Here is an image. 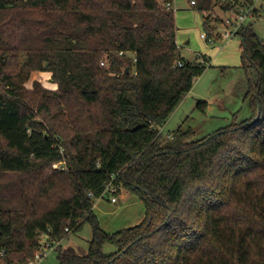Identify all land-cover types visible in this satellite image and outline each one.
Returning a JSON list of instances; mask_svg holds the SVG:
<instances>
[{"label":"trees","instance_id":"16d2710c","mask_svg":"<svg viewBox=\"0 0 264 264\" xmlns=\"http://www.w3.org/2000/svg\"><path fill=\"white\" fill-rule=\"evenodd\" d=\"M172 1L0 0V262L26 264L40 232L64 242L88 223L87 248L58 245L60 264H264V40L251 23L237 32L250 117L163 141L206 68L179 53ZM194 2L210 38L213 0ZM240 4L253 0L219 7ZM35 71L55 87H29ZM111 179L144 217L108 233L93 206Z\"/></svg>","mask_w":264,"mask_h":264},{"label":"rangeland","instance_id":"374dc122","mask_svg":"<svg viewBox=\"0 0 264 264\" xmlns=\"http://www.w3.org/2000/svg\"><path fill=\"white\" fill-rule=\"evenodd\" d=\"M222 1L213 0L215 6L210 28L213 25V37L215 36L217 40L210 41L201 36L208 34L204 27L203 14L190 5V0H173L179 53L187 60L206 58L204 60L207 61V65L204 72L194 80L191 90L161 126L163 141L172 139L178 131L188 130L193 132V140H197L234 121L250 117L248 101L244 98L246 76L241 68L240 37L221 39L223 30L221 22L228 16V13L219 7ZM255 7L257 15L249 17L247 23H251L257 36L264 40V0L257 1ZM128 57L132 58L133 55L130 53ZM33 80L40 81L48 89L55 87L47 72H33L27 83L29 87ZM110 198V194H105L93 206V212L105 232L112 233L133 226L144 217V206L134 194L122 189L116 195V203H112ZM91 236L89 224L84 223L80 230L70 233L62 246L74 250L86 249ZM103 250L109 254L115 251V247L105 245ZM37 264H60L57 251L50 252Z\"/></svg>","mask_w":264,"mask_h":264},{"label":"built area","instance_id":"2783aa9c","mask_svg":"<svg viewBox=\"0 0 264 264\" xmlns=\"http://www.w3.org/2000/svg\"><path fill=\"white\" fill-rule=\"evenodd\" d=\"M163 1V0H160ZM257 1H261V0H253V4L251 5H243L240 4L239 6V12L234 15V16H226L223 21H222V25H223V30L221 33V39H230L232 37H236L237 32L239 31V29L245 25L248 24L247 20L249 17H253L255 16V3ZM195 2L194 0H190V5H193ZM164 6L166 7V9H173V1L172 2H165ZM203 38H206L207 40L213 41V40H217L215 38V36L213 37V34L210 38H208V36L206 34H202L201 35ZM120 54H122V52H120ZM133 55V54H132ZM198 61L202 64H206L207 65V61L200 58L198 59ZM176 64L178 66L182 65V61L181 60H177ZM101 65H104V62H101ZM161 132V131H160ZM169 137V136H168ZM171 138V137H170ZM62 163H54L52 165L53 168H60L63 169V167L61 166ZM116 192V187L113 185L112 183V179L109 183L106 184L105 186V190L104 193H108L111 195L110 201L112 203H116L117 199L116 196L112 195L113 193ZM89 196H92L91 192H88ZM65 231H69L68 228L65 229ZM62 243V241L60 240H51L50 239V230H46V231H42L40 232V236H39V240H38V246H37V250L34 252L33 257L27 261L26 264H37L38 262H40L42 259L46 258L47 255L54 251L55 248L60 245ZM2 254V252H1ZM0 264H9V263H3L0 262Z\"/></svg>","mask_w":264,"mask_h":264},{"label":"crops","instance_id":"0c3cea01","mask_svg":"<svg viewBox=\"0 0 264 264\" xmlns=\"http://www.w3.org/2000/svg\"><path fill=\"white\" fill-rule=\"evenodd\" d=\"M222 40H223V39H222ZM176 43H177V38H176ZM177 46H178V43H177ZM204 59H206V58H204ZM62 243H63V242H62ZM62 243H61V244H62Z\"/></svg>","mask_w":264,"mask_h":264},{"label":"water","instance_id":"95a60500","mask_svg":"<svg viewBox=\"0 0 264 264\" xmlns=\"http://www.w3.org/2000/svg\"><path fill=\"white\" fill-rule=\"evenodd\" d=\"M125 71H128V67H126Z\"/></svg>","mask_w":264,"mask_h":264}]
</instances>
